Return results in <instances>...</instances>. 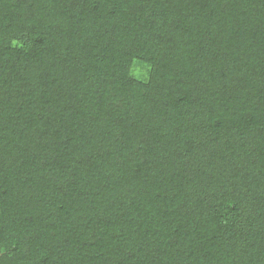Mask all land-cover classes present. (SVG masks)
Listing matches in <instances>:
<instances>
[{
	"label": "trees",
	"instance_id": "obj_1",
	"mask_svg": "<svg viewBox=\"0 0 264 264\" xmlns=\"http://www.w3.org/2000/svg\"><path fill=\"white\" fill-rule=\"evenodd\" d=\"M0 264H264V0H0Z\"/></svg>",
	"mask_w": 264,
	"mask_h": 264
},
{
	"label": "rangeland",
	"instance_id": "obj_2",
	"mask_svg": "<svg viewBox=\"0 0 264 264\" xmlns=\"http://www.w3.org/2000/svg\"><path fill=\"white\" fill-rule=\"evenodd\" d=\"M149 66L141 61H136L131 68V74L139 80L146 81L149 78Z\"/></svg>",
	"mask_w": 264,
	"mask_h": 264
}]
</instances>
